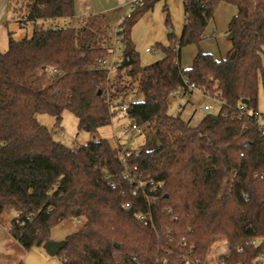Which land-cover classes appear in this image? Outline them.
I'll use <instances>...</instances> for the list:
<instances>
[{
  "label": "trees",
  "instance_id": "obj_1",
  "mask_svg": "<svg viewBox=\"0 0 264 264\" xmlns=\"http://www.w3.org/2000/svg\"><path fill=\"white\" fill-rule=\"evenodd\" d=\"M23 1L10 0V9L15 22L33 25L32 36L9 33V49L0 51V221L10 214L11 236L30 251L64 221L84 218L64 240V264H208L219 240L229 244L220 264H264L257 261L264 256V133L256 117L264 0H183L181 37L170 33L169 46L157 48L164 58L143 67L132 32L158 1L145 0L120 24L116 82L99 65L114 39L104 14L78 19L79 28L46 29V21L75 20V0ZM222 3L237 8L228 56L199 52L183 69L182 48L200 45ZM132 82L144 100L128 104L126 115L150 125L154 149L126 152L100 140L72 150L36 119L48 114L60 124L70 111L79 130L96 133L112 124ZM191 84L222 104L197 126L181 117L184 107L169 113L173 92L190 96Z\"/></svg>",
  "mask_w": 264,
  "mask_h": 264
},
{
  "label": "rangeland",
  "instance_id": "obj_2",
  "mask_svg": "<svg viewBox=\"0 0 264 264\" xmlns=\"http://www.w3.org/2000/svg\"><path fill=\"white\" fill-rule=\"evenodd\" d=\"M24 1L20 0V4ZM128 12V11H127ZM12 17L9 21L7 27L0 29V51L5 53L9 49V33L12 34L15 40H22L26 37H31L33 32V25L31 23H24L21 25L19 22H15L12 19L15 18L13 12L11 11ZM127 14V13H126ZM184 6L182 0H158L154 7L148 11L135 25L132 32V40L135 44L136 51L140 56L141 66L146 67L155 62H158L164 58V53L160 48L158 54L152 55L147 53L148 48H167L170 44V33L175 36L176 39L179 38L183 26H184ZM78 22L71 19H62L56 21H46L44 22V27L46 29L52 28H79ZM117 25L115 23L109 22V33L115 34ZM229 33L224 32L222 34L214 35V32L208 35L207 40H212L208 44L213 45V47L218 46L217 41L220 38L222 44L230 43ZM190 46L182 48L186 50ZM197 52H202V47H195ZM217 48V47H216ZM218 50V48H217ZM111 56H109L110 58ZM264 68V63H263ZM116 71L110 73L111 79L115 80ZM129 83L130 80H129ZM133 83V82H132ZM130 92L129 94L122 96V103L128 105L132 102H141L144 100V96L139 89L138 82L129 84ZM206 98L202 96L199 92H195L192 99L177 98L171 102L169 106V113L173 116L180 114L179 106L187 104L182 118H187L190 114L196 111L197 114H204L202 112L203 106L206 103ZM208 102V101H207ZM217 107L215 102H210ZM257 109L260 114V123L264 125V77L261 76L259 83V94ZM216 113V111H214ZM213 114V113H211ZM36 119L39 124L47 127L53 137L57 142L62 143L66 147L77 150L80 146L88 144L90 142H98L100 140H108L115 148L119 145L124 147L129 151H138L141 147L146 146L148 149H154L159 145L156 138H152V132L150 129L143 128L141 135H124L122 129L124 127H129L131 120L126 115V113L117 112L113 118L112 124L99 129L96 133H88L78 129V119L70 112L65 111L62 115L61 123H57V119L48 114H37ZM117 139H120L118 143ZM14 215V214H12ZM11 218L10 214H5L2 217V221L9 222ZM63 226L55 229L52 232V237L56 238L58 231H61ZM216 244V245H215ZM211 248L208 255V264H220L221 257L229 252V245L225 240H219ZM120 258L118 257V260ZM22 264H64L63 260L58 256L49 255L43 247L33 248L30 251L25 252V256L22 260ZM130 264V263H127Z\"/></svg>",
  "mask_w": 264,
  "mask_h": 264
},
{
  "label": "crops",
  "instance_id": "obj_3",
  "mask_svg": "<svg viewBox=\"0 0 264 264\" xmlns=\"http://www.w3.org/2000/svg\"><path fill=\"white\" fill-rule=\"evenodd\" d=\"M131 1L132 0H75V14H76L75 21L77 22L78 19L90 15L104 14L109 22L115 23L118 27L122 19L128 14L131 6ZM236 15H237V8L235 6L227 3L220 4V6L216 11L214 19L209 23L205 31L204 39L200 42L203 53L211 54L214 56V58L218 60L225 59L228 56L230 50L232 49V42L230 39H229L230 43L222 44V41L219 38L217 41L218 46H216L218 50L216 47H213L212 43L208 44L209 42H212V40H208V41L205 40H207V38L209 37L208 35H210L213 32L215 36L218 34L220 35L224 32L229 33V25ZM11 17L12 14L10 9V0H0V29L3 27H7L9 21H11ZM184 25H185V15H184ZM182 32L179 38L181 37ZM200 45L198 47H200ZM195 47H196L195 45H190V48L183 50V52L181 50L180 64L183 69H190L192 67L193 62L198 54L197 50H195L196 49ZM157 50L158 52L160 51L159 49ZM195 92H199L200 94H202V96L205 97L206 100L208 101V102L206 101L205 105L203 106V109L206 105H210L212 106L211 113H213L214 115L219 114L222 104L216 96L205 95L201 91H195ZM194 93L186 97V99H189V102L192 99ZM189 102H187V104H189ZM210 102H215L217 104V107L211 104ZM187 104L180 105L184 107L182 110V114ZM203 109L202 112L204 114H200L199 116V114H197V112L195 111L192 114V116L190 114L187 118H183V119L187 122H190L191 125L197 126L205 118V116L208 115V113H205ZM214 111H216V113ZM151 137L154 138L153 133ZM117 141L118 143H120L119 142L120 139H117ZM84 222H85L84 218L70 219L64 221L62 224H60L59 226L53 229L54 231L55 229L61 226L64 227V229L62 228L61 231H58L56 238L52 237L51 240L64 241L68 236L76 233L79 230V228L84 224ZM10 226L11 225L9 222H4L2 220L0 221V264H22V260L25 256L26 250L11 236Z\"/></svg>",
  "mask_w": 264,
  "mask_h": 264
},
{
  "label": "built area",
  "instance_id": "obj_4",
  "mask_svg": "<svg viewBox=\"0 0 264 264\" xmlns=\"http://www.w3.org/2000/svg\"><path fill=\"white\" fill-rule=\"evenodd\" d=\"M144 2H145V0H132L129 12L126 16H129L137 7L143 6ZM124 19H125V17L122 19V21H124ZM122 21H121V23H122ZM120 24L117 27L115 34H114L113 47L111 49V54H110L111 57L110 58L108 57L106 59H101L99 61L100 67L107 69L110 73L112 71L117 72V70L120 68V66L122 64V60H123L124 46L122 45V38L119 36L120 31H121ZM146 51H147V53H150L152 55L158 54V50L156 48L147 49ZM51 74L54 76L60 75V73L57 70H53ZM195 91H198L196 86L194 84L189 85L188 93H191V92L194 93ZM205 95H207V94H205ZM187 96H188L187 92L175 91V92H173L171 97H172V100H175L177 98L185 99ZM116 109L118 112L127 113L128 105H122L121 107L116 108ZM179 110H182V106H179ZM203 110L205 113L210 114L212 112V106L206 105ZM240 110L244 111L245 110L244 106H241ZM256 117L258 118L259 125H260V127L264 133V125H262L260 123V119H259L260 114L257 113ZM143 128L150 129V125L146 124L144 126H141V125L136 124L135 122H133V123L131 122L129 127H124L122 129V132L124 135H127V134L141 135L143 132ZM123 149L126 152L128 151L125 148H123ZM134 194L136 195V192H134ZM124 207L130 208V205L127 204ZM147 218L148 217H146V216L140 217V219H143V220H147ZM251 245H256V241H252ZM263 259H264V256L259 255L257 258V261L262 262ZM64 261H67V260L65 259Z\"/></svg>",
  "mask_w": 264,
  "mask_h": 264
},
{
  "label": "water",
  "instance_id": "obj_5",
  "mask_svg": "<svg viewBox=\"0 0 264 264\" xmlns=\"http://www.w3.org/2000/svg\"><path fill=\"white\" fill-rule=\"evenodd\" d=\"M229 39H233V34L231 33L229 35ZM101 94V92H99ZM243 103L248 105L249 101L248 100H243ZM133 123V121H132ZM65 247V241H54V240H49L43 245V248L46 250V252L51 255L55 256L58 255Z\"/></svg>",
  "mask_w": 264,
  "mask_h": 264
}]
</instances>
